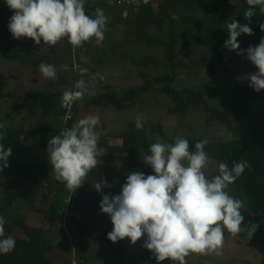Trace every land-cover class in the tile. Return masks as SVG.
<instances>
[{"label":"trees","instance_id":"1","mask_svg":"<svg viewBox=\"0 0 264 264\" xmlns=\"http://www.w3.org/2000/svg\"><path fill=\"white\" fill-rule=\"evenodd\" d=\"M97 2L116 4V0H91L89 6L87 3V6H84L86 14L94 16L93 11ZM248 7L246 0H239L236 3L229 0H144L134 11L129 7L125 16L122 12L121 19L118 17L108 19L104 28V41L108 36L112 37L119 33L114 27L120 23L123 27V36L128 41V47L131 48L129 60L137 67L148 66L151 58L140 56L136 59L135 53L139 54L136 47L144 46L147 49L154 46L161 51L162 65L166 68V73L147 76L140 86L129 87L122 93L104 84L98 77L100 90L94 95L75 101L70 110L61 107L64 87L30 92L22 90L16 93L5 91L0 84V97L28 102L35 111H38V114L26 115L21 125H7L3 129L5 137L2 142L5 148L11 147L12 151L8 157V167L0 172V194L2 195L0 215L8 221L5 225V236H13L16 245L11 252L0 255V264H58L70 255L73 256L75 264L84 263L83 253L86 251L84 245L88 236L100 228L94 227L88 220L82 225L79 219L82 220L83 216L89 213L101 212L99 201L84 197L85 189L96 183H104L108 185L107 187L102 185L104 194H118L126 176L131 171H141L145 175L152 174L153 171L143 161L144 157L125 156L148 152L152 143L172 142L174 137L166 133L159 123H145L144 128L137 129L135 123L130 122L126 128L117 133L99 134L98 148L104 153L98 157V160L100 159V163L105 161V165L122 161L123 171H104L99 168L89 171L86 180L71 194L74 201L72 211H78L79 218L76 214L64 217L66 198L71 191L65 187L64 183L54 179L49 162L38 159L32 142L36 141V147L46 151L48 139L70 128L75 123V116L83 115L91 107L123 110L133 106L153 87L170 99L173 104L170 107L172 112L185 114L190 109H199L207 114L206 125L212 122H228L231 118L248 115L252 102L257 101L261 104L260 126H246L241 129L245 134L233 139L207 141L204 150L209 158L216 162V169L205 170L209 178L219 174L217 165L220 161L227 163L230 168L233 162H239L241 159L249 162L250 167L246 168L234 183L229 184L226 191L230 196L244 202V207L240 209L244 221L238 235L246 239L251 246L261 249L260 264H264V89L256 92L240 82L228 80L232 82V84L229 83L230 100L225 106L220 107L207 101L202 88L177 89L173 86L175 71L179 65L176 59L177 51L188 44L211 52L212 57L225 69L228 48L224 47V42L229 35L227 23L235 20L241 25L247 24L252 28V35L241 33L237 37L240 48L255 46L259 43L261 37H264V31L260 28V25L264 23V14H261L257 8L255 16L249 20L243 16ZM11 15L12 10L3 0H0V54L6 59L37 69L41 63H52L53 59L43 52L24 51V47L39 49L44 45L42 40L41 44L37 45L31 38L12 37L7 28ZM188 37L192 39L189 41ZM102 45L103 42L96 51L97 56L100 54ZM62 50L64 57L70 60L71 65L74 63L80 65L79 57L83 51V45L73 48L65 39ZM112 53L115 54L116 51ZM103 60L106 61L101 56L96 58L98 64H102ZM153 64H157V61L154 60ZM66 116L69 117L66 118ZM187 139L192 150L196 142L204 140L201 137ZM22 181H30L31 185H37L42 189L52 187L53 194L49 196V208L42 209L38 206L41 200L31 195L21 194L19 186ZM30 206H33L38 214H42L44 220L52 217L60 218V220L54 228L31 226L23 214V210ZM252 223L257 224V229L249 237V226ZM109 231L111 230L102 231L104 243L103 249L99 252L111 251L110 253L116 255L111 254L114 259L111 262L108 261L110 264H130L122 241H110L106 236ZM226 232L225 229L224 236ZM71 242L74 243V252L69 248ZM115 257L118 258L116 262ZM147 264H157V262L154 258ZM160 264L172 263L171 260L166 259Z\"/></svg>","mask_w":264,"mask_h":264},{"label":"clouds","instance_id":"2","mask_svg":"<svg viewBox=\"0 0 264 264\" xmlns=\"http://www.w3.org/2000/svg\"><path fill=\"white\" fill-rule=\"evenodd\" d=\"M12 10L7 28L13 38H31L39 45H56L67 41L76 48L90 38L97 45L104 41V28L107 16L101 8H95L94 16L86 14L87 0H3ZM249 6L243 13L249 20L255 16L256 9L264 14V0H246ZM229 33L224 47L246 53L258 71L248 75L249 87L259 92L264 89V37L255 46L240 49L237 39L241 33L252 35L247 24L241 25L233 20L227 23ZM264 31V23L260 25ZM67 69V65L60 66ZM39 71L46 79H54L57 69L52 64L41 63ZM82 73L87 72L81 68ZM101 80L103 76L96 74ZM87 91L84 79L75 82L72 89L65 90L61 97V107L71 109ZM135 127L144 128L145 118L138 115ZM100 126L98 115H84L70 128L47 141L46 152L52 167L54 179L64 183L73 193L86 180L89 171L96 168L98 157L104 152L98 148L100 139L97 128ZM4 125L0 124V172L8 167L11 147L5 148ZM206 140L198 141L194 150L190 149L188 139L180 136L172 142H155L149 146L143 161L152 168V174L131 171L121 185L118 194H104L99 201L102 213L108 214L113 225L106 236L112 242L129 238L134 244L145 236L142 247L149 250L157 264L168 260L185 264L190 253L207 254L220 249L224 241V230L232 235L241 231L244 216L240 209L244 202L226 191L244 170L250 167L247 160L227 163L218 162V175L211 178L205 174L209 163L208 153L204 150ZM97 192L104 183L93 184ZM7 219L0 215V255L11 252L16 245L13 236H5ZM257 224L249 226L251 237Z\"/></svg>","mask_w":264,"mask_h":264},{"label":"rangeland","instance_id":"3","mask_svg":"<svg viewBox=\"0 0 264 264\" xmlns=\"http://www.w3.org/2000/svg\"><path fill=\"white\" fill-rule=\"evenodd\" d=\"M90 1L91 0H87V3ZM229 1L236 3L239 0ZM103 4L104 3L97 2L94 11L95 8H101L104 10L109 20L110 18L112 20V17L121 19L123 12L122 6H117V4L113 3ZM85 6H87V4H85ZM131 10L134 11L133 8ZM195 14H198V12H195ZM117 24L118 25H116L114 29L119 33L114 34L112 37L108 36L106 41H103V45L100 46V54L98 56L104 57L106 60H103L102 64L96 62V58L98 57L96 51L99 45L96 44L94 37L83 43V51H81V55L79 54L81 60L80 65L75 63L71 65L70 60L67 59L66 56L64 57L62 48L64 40L67 38H63L58 41L55 46L44 44L39 49H28L24 47V51H32V53L37 51L43 52L47 57L50 56L53 59V62L50 64L57 69L54 79H46L39 69L6 59L0 54V84L3 85L5 91L20 93L22 90L30 92L46 88L63 89L64 87V90H68L74 87L77 80L84 79L87 84V91L83 97H89L100 90V80L96 75L97 73L103 76L101 81L104 82V84L109 85L118 93L124 92L129 87L140 86L147 76L166 73V68L162 65L163 60L161 51L154 46L148 47L147 49L144 46L136 47L139 52L138 55L136 53L134 55L136 59L140 56L142 58L150 57L151 63L148 64V66H135L133 62L129 60L131 48L128 47V41L123 36V27L120 23ZM188 38L189 41L192 39V37ZM240 49L246 48L241 47ZM113 51H116V53L113 54ZM238 51L239 49H228L226 52V66L224 69L222 65L212 57V53L206 49H198L190 44L179 48L176 56L179 65L175 71L173 86L177 89L183 87L194 89L202 88L210 104L219 105L220 107L225 106L230 100L228 94L230 84H232V82H228V80L237 81L249 86L248 75L258 71L256 66L246 58V53L237 54ZM154 60L157 61V64H153ZM61 65H67V69L61 68ZM81 68H86L87 72L82 73L80 71ZM172 105L173 104L167 96L161 94L156 87H153L148 94L143 95L131 107L123 110L91 107L83 115L75 116L74 121L76 122L84 115H98L100 117V126L97 128V132L102 135L105 133L119 132L126 128L130 122H134L138 115H141L145 118V123H159L166 133L173 137L180 136L186 139L201 137L206 141L233 139L234 137L236 138L245 134L241 129H244L246 126H260L261 124V104L257 101L250 104V108L247 112L248 115H243L239 118H231L228 122H212L209 125L205 123L207 114L201 110L190 109L185 114H178L172 112L170 109ZM34 113L38 114V111H35L28 102L0 97V124L4 126L21 125L26 115H32ZM36 144V141L32 142V147H35L34 150L38 154V159L48 162L47 152L36 147ZM147 154L149 153L143 152L125 157L143 158ZM105 163V161L98 163L96 169L99 168L104 171H123L122 161L109 163L107 165H105ZM210 169H216V162L211 158H209V163L204 171ZM52 189V187L50 189H42L41 187H37V185H31L30 181H22L19 186V192L24 196L31 195L35 199L41 200L40 203L38 202V206L42 209L49 208V196L53 194ZM103 190L104 188L101 186V190L97 192L94 185H91L85 189L84 197L100 201L103 196ZM1 198L2 195L0 194V200ZM23 214L26 217L27 223L36 227L43 226L45 228H54L60 220V218L57 217L44 220L42 214H38L33 206L26 207V209L23 210ZM74 214H78L77 218L80 217L78 211L66 212V210L64 217ZM87 216H83L82 220L81 218L79 219L81 224L84 225V222L86 223V220H88L91 225L100 229L92 233L91 236H88L89 238L84 245L86 251L83 253V257H85L83 264H105L108 261H113L114 257L112 255L115 254L110 253L111 251L106 253L99 252L100 249H103L102 244L104 243L102 240V231L111 230L113 227L108 214L94 212L89 213V215L87 214ZM226 231L223 245L220 249L210 251L207 254L190 253L185 257V264L261 263L262 252L260 248L251 246L248 241L243 239L240 235H232L227 229ZM144 239L145 236H142L134 244L129 243V238L127 237L121 239L126 249L125 255L130 264H147L155 258L149 250L142 247ZM69 248L73 250L74 243L71 242ZM117 259L118 258L115 257V262ZM74 263L75 261L72 255L58 262V264ZM171 263L177 264L178 261L171 260Z\"/></svg>","mask_w":264,"mask_h":264},{"label":"built area","instance_id":"4","mask_svg":"<svg viewBox=\"0 0 264 264\" xmlns=\"http://www.w3.org/2000/svg\"><path fill=\"white\" fill-rule=\"evenodd\" d=\"M142 1L144 0H116V4L123 7V15L125 16L129 7L135 10ZM68 117L69 116H66V118ZM71 194L72 193L70 192V195L66 198V212H71L73 210L74 201Z\"/></svg>","mask_w":264,"mask_h":264},{"label":"crops","instance_id":"5","mask_svg":"<svg viewBox=\"0 0 264 264\" xmlns=\"http://www.w3.org/2000/svg\"><path fill=\"white\" fill-rule=\"evenodd\" d=\"M89 5V3H87ZM102 193H105V190L102 191ZM78 215V214H77ZM111 262V261H110ZM105 264H110L109 262L105 263Z\"/></svg>","mask_w":264,"mask_h":264}]
</instances>
